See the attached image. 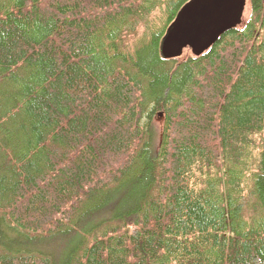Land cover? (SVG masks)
<instances>
[{"label": "trees", "instance_id": "obj_1", "mask_svg": "<svg viewBox=\"0 0 264 264\" xmlns=\"http://www.w3.org/2000/svg\"><path fill=\"white\" fill-rule=\"evenodd\" d=\"M186 1L0 0V264H264V0L163 59Z\"/></svg>", "mask_w": 264, "mask_h": 264}, {"label": "water", "instance_id": "obj_2", "mask_svg": "<svg viewBox=\"0 0 264 264\" xmlns=\"http://www.w3.org/2000/svg\"><path fill=\"white\" fill-rule=\"evenodd\" d=\"M246 0H188L177 11L159 42L163 59L178 58L185 48L197 57L227 30L242 22Z\"/></svg>", "mask_w": 264, "mask_h": 264}, {"label": "rangeland", "instance_id": "obj_3", "mask_svg": "<svg viewBox=\"0 0 264 264\" xmlns=\"http://www.w3.org/2000/svg\"><path fill=\"white\" fill-rule=\"evenodd\" d=\"M249 14H250V3H249V0H246L245 7L243 10L242 22H241L240 27H242L244 25L246 19L249 17ZM188 56H193V55H192L191 50L189 48H185L183 50L182 55L179 58H185ZM155 121L158 124V126L160 127L162 125V121H163L162 114L159 113V115L156 116Z\"/></svg>", "mask_w": 264, "mask_h": 264}]
</instances>
